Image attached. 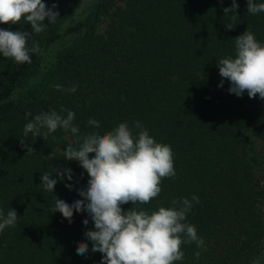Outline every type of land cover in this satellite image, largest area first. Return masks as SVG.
Returning a JSON list of instances; mask_svg holds the SVG:
<instances>
[{"label":"trees","instance_id":"obj_1","mask_svg":"<svg viewBox=\"0 0 264 264\" xmlns=\"http://www.w3.org/2000/svg\"><path fill=\"white\" fill-rule=\"evenodd\" d=\"M80 1L43 0L48 7L56 3L60 16L29 40V47L33 40L40 47L30 64L0 54V209L18 215L14 227L0 232V264H101L102 254L91 251L84 235L94 230L88 213L74 211L69 223L52 212L57 198L68 204L82 199L78 190L89 179L77 161L54 150L55 142L63 150L78 147L77 136L103 134L121 122L135 135L136 121L156 142L171 145L176 175L162 180L158 197L135 207L156 211L193 194L200 200L186 222L207 250L184 244V258L176 264H254L264 238L257 209L264 192L246 157V133L264 144V100L230 94L217 65L235 56V38L244 30L264 44V12L248 13L247 0H236L235 20L223 11L232 0H93L74 20ZM26 23L0 28L30 31ZM57 84L77 91L57 90ZM62 107L75 113L78 134L58 128L46 139L24 136L32 116L55 111L66 117ZM90 118L100 127L90 126ZM21 140L35 151L27 154ZM53 168H70L74 175L68 181L53 173L58 183L51 192L41 176ZM131 207L122 205L125 211ZM81 241L89 245L85 256L76 252Z\"/></svg>","mask_w":264,"mask_h":264},{"label":"clouds","instance_id":"obj_2","mask_svg":"<svg viewBox=\"0 0 264 264\" xmlns=\"http://www.w3.org/2000/svg\"><path fill=\"white\" fill-rule=\"evenodd\" d=\"M53 3L51 7L43 0H0V24H19L23 19L31 25L30 31H11L0 28V54L4 58H12L18 64L31 63V54H39V42H28L33 34L46 30L47 24H54L60 13ZM239 5L232 0L231 7L224 8L225 15L232 13L235 20ZM247 11L250 14L264 12V3L247 0ZM47 18V23L45 19ZM228 29H231L229 26ZM235 56L218 60L219 75L230 82V94L242 97L247 92L249 98L257 97L264 100V44L257 41L250 30L235 38ZM223 86V80L218 87ZM57 90L75 93L76 86L63 88L55 85ZM67 112L66 117L53 112L41 111L32 116L24 126V136L29 133L46 139L58 128L70 130L78 134L80 129L74 126L75 113ZM92 127L99 128V121L88 120ZM139 131L134 135L127 122H121L117 127L103 134L90 132L77 136L78 147L71 144L64 152L68 161H77L89 177L87 187L78 190L82 199L72 204L57 198L52 212H59L72 222L74 211H86L94 223V230H87L84 235L91 242V251L102 254L101 264H176L184 258L181 246L195 243L198 249L207 250L205 241L198 236L194 225L186 222L187 214L193 205L200 202L195 194L191 199L181 197L173 199L171 207L160 206L156 211L137 208V205L149 204L162 191L161 182L165 178L176 175L171 145L158 143L149 135L140 121L134 123ZM41 129L47 131L41 132ZM21 140V146L27 154L35 150ZM89 154H94L89 156ZM52 153L49 155L51 157ZM55 173L61 180H73L70 168L46 171L41 176L43 187L53 192L57 179L51 178ZM83 177V173H81ZM65 187L72 190L73 184ZM131 202L133 207L125 211L122 205ZM17 212L11 209L5 216L0 209V232L6 227L15 226ZM87 225L89 220L85 218ZM89 251L88 243H78L76 252L85 256ZM200 251L194 253L200 258Z\"/></svg>","mask_w":264,"mask_h":264},{"label":"rangeland","instance_id":"obj_3","mask_svg":"<svg viewBox=\"0 0 264 264\" xmlns=\"http://www.w3.org/2000/svg\"><path fill=\"white\" fill-rule=\"evenodd\" d=\"M93 0H81L78 3L77 6V12L76 17H81L83 15V12H85L86 8L89 7V5L92 3ZM69 24V22H68ZM66 23L67 26L68 25ZM102 27H99V31H101ZM244 30L242 34L245 32ZM246 137L248 140L247 147H246V157L247 160H249V166L251 167L254 179L258 183V185L261 187V190L264 192V144L258 140L256 137H254L251 133H246ZM54 150L57 153L63 154L65 150L61 149L59 146V142H55ZM257 209L259 212L260 217L264 221V194L263 198L260 200V202H257ZM254 264H264V238L262 240V251L258 258V261L254 262Z\"/></svg>","mask_w":264,"mask_h":264}]
</instances>
